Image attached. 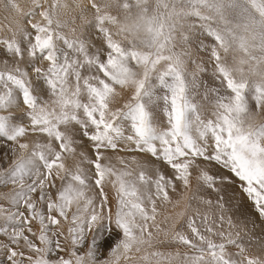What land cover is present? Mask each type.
<instances>
[{
  "label": "snow or ice",
  "instance_id": "obj_1",
  "mask_svg": "<svg viewBox=\"0 0 264 264\" xmlns=\"http://www.w3.org/2000/svg\"><path fill=\"white\" fill-rule=\"evenodd\" d=\"M4 7L0 264H264V0Z\"/></svg>",
  "mask_w": 264,
  "mask_h": 264
},
{
  "label": "rangeland",
  "instance_id": "obj_2",
  "mask_svg": "<svg viewBox=\"0 0 264 264\" xmlns=\"http://www.w3.org/2000/svg\"><path fill=\"white\" fill-rule=\"evenodd\" d=\"M74 0H67V2H69V4L71 2H73ZM8 2V0H0V33L5 32L6 26L10 24L11 22V13L10 10H6L4 5ZM20 3H24L25 0H19ZM7 17V18H6ZM77 23H79V20H77ZM206 43H210V40L205 41ZM205 58H206V54H205ZM209 71L211 69V66L209 65ZM191 68V66H190ZM113 163H116V161H113ZM193 184L195 185V180H193ZM3 191H7V189L4 188H0V192ZM195 191V188H194ZM197 195H203L205 196V198H207V190L201 189L200 191L196 192ZM257 234L259 233V230L257 229ZM176 246H171V248H169L167 245L162 246L161 250H174ZM5 259V256L3 254V250H0V260Z\"/></svg>",
  "mask_w": 264,
  "mask_h": 264
},
{
  "label": "bare ground",
  "instance_id": "obj_3",
  "mask_svg": "<svg viewBox=\"0 0 264 264\" xmlns=\"http://www.w3.org/2000/svg\"><path fill=\"white\" fill-rule=\"evenodd\" d=\"M69 1V0H68ZM71 1V0H70ZM78 2V0H74L73 2H71L70 4H75V3H77ZM69 3V2H68Z\"/></svg>",
  "mask_w": 264,
  "mask_h": 264
}]
</instances>
